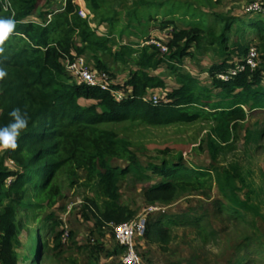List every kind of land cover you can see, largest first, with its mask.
I'll use <instances>...</instances> for the list:
<instances>
[{
    "label": "trees",
    "instance_id": "obj_1",
    "mask_svg": "<svg viewBox=\"0 0 264 264\" xmlns=\"http://www.w3.org/2000/svg\"><path fill=\"white\" fill-rule=\"evenodd\" d=\"M10 1L8 4L0 0V18H11L16 23L13 32L0 45L3 49L0 67L7 71L0 79V125L9 121L8 113L17 107L28 114L29 125L18 139V147L6 151V156L20 171H11L0 161V264H15L16 249L23 247L18 236L21 225L16 219L17 213L38 203L53 206L60 195L53 179L62 169L85 170L87 183L94 184L92 186L103 197L101 205L94 198L87 199L97 225L111 227L133 219L135 211L118 202V182L126 173L143 181L149 180L150 174L137 161L130 141L119 137L106 123L138 120L156 125L209 120L215 124L210 130L208 149L215 158L220 144L226 145L235 139L237 128L248 112H264V23L260 20L249 24L257 35L260 66L254 69L247 66L228 80L217 77L241 62L248 49L236 36L226 50L227 31L231 28V20H228L218 37L223 57L211 63L210 85L203 86L198 78L179 71L172 64L190 55L192 43H199L203 27L206 28L199 23L189 29H177L170 27L171 20H165L158 27L149 28L148 31L172 28L166 51L151 43L138 48L124 45L112 50L108 35H99L88 18L80 14L81 4L77 0H65L57 7L50 4L51 0ZM86 4L92 11L99 9L97 0H86ZM111 18L102 16L103 21ZM237 22L235 33L244 25L241 19ZM86 51L92 53L98 69L106 66L98 57L99 51H106L120 61L125 54L129 57L136 54L133 58L136 68L130 70L123 83L106 82L107 89L89 86L65 68V60L72 62ZM162 62L167 63L177 77L176 86L171 89L162 77L152 73ZM95 67L92 69L98 73ZM155 90L163 93L153 104L147 97L149 91ZM82 100L89 104H81ZM162 153L167 152L162 150ZM113 160L128 163L123 168L113 166ZM149 169L161 180L145 189L147 203H169L183 191L204 188L206 177L213 176L212 168H191L183 163L181 156L151 163ZM237 173L227 168L216 170L214 179L222 195L230 194L234 199L239 188ZM8 177L12 180L6 184ZM30 196L33 200L24 202ZM236 203L241 205V202ZM232 213L237 215L238 212L233 210ZM143 237L152 243L167 244L166 223L147 222ZM118 247L120 253L116 250L112 253L118 255L121 264L119 256L123 247Z\"/></svg>",
    "mask_w": 264,
    "mask_h": 264
},
{
    "label": "rangeland",
    "instance_id": "obj_2",
    "mask_svg": "<svg viewBox=\"0 0 264 264\" xmlns=\"http://www.w3.org/2000/svg\"><path fill=\"white\" fill-rule=\"evenodd\" d=\"M64 1L51 0L50 4L57 7ZM77 1L81 4L80 14L88 18L91 27L99 35H108L112 50L124 45L138 48L152 43L166 51L171 35L166 32L170 28L148 31L165 20H171L170 27L177 29H189L197 23L205 26L207 29L203 27L199 43L190 45V55L172 63L179 71L198 78L203 86L210 85L211 63L223 57L218 37L224 24L231 20L226 44L229 50L236 36L245 46H258L255 30L249 24L252 20L264 23V14L248 10L256 0H97V11L89 9L86 0ZM105 15L112 17L111 20L103 21ZM29 18L40 21L35 16ZM239 19L244 25L235 33ZM135 56L125 54L120 61L106 51H99L98 57L106 65L105 69L95 67L94 57L88 51L78 57L95 67L106 82L123 83L130 70L136 68ZM152 73L162 77L168 89L176 86L177 77L167 63H160ZM161 93V90L149 91L147 98ZM116 96L122 94L116 93ZM80 103L87 105L89 101ZM214 124L203 119L156 125L138 120L106 123L119 137L130 141L137 161L150 174L146 181L131 173L121 176L118 202L135 211V221L144 219L147 225L149 221L160 220L167 226V244L152 243L143 236L136 238L141 264H264V112H248L237 128L235 139L226 145L220 144L215 158L208 149ZM177 156L191 168H212V178L206 177L204 188L183 191L169 203H147L145 189L161 180L152 174L149 164ZM0 161L5 168L20 171L6 156V151H0ZM127 163L126 160L112 161L113 166L123 168ZM224 168L238 172L239 188L234 199L230 194L222 195L214 179L216 170ZM11 180L8 177L6 184ZM53 181L60 191L53 206L48 207L45 202L28 205L16 215L23 247L16 249L15 264H119L118 255L112 253L120 252L111 227L97 225L94 211L88 205V198H94L101 205L103 197L94 184L87 183L86 171L62 169ZM31 200L33 196L24 202ZM233 210L237 215H233Z\"/></svg>",
    "mask_w": 264,
    "mask_h": 264
},
{
    "label": "built area",
    "instance_id": "obj_3",
    "mask_svg": "<svg viewBox=\"0 0 264 264\" xmlns=\"http://www.w3.org/2000/svg\"><path fill=\"white\" fill-rule=\"evenodd\" d=\"M248 10L255 14H264V2H259L258 0L252 2ZM151 42L155 41L151 40ZM259 64L260 58L257 48L255 46H249L241 62L236 63L227 73L218 74L217 77L221 80H228L231 76L236 75L237 72L243 71L247 66L254 69L258 67ZM65 68L69 73L75 75L80 82L89 86H99L102 89L108 88L102 76L94 72L92 67L89 66L85 60H82L81 57L75 58L72 62L65 60ZM150 99L153 104H156L158 96L153 95ZM111 229L115 242L123 247V252L120 255L121 264H141L135 241L137 237L143 236L145 232V220L140 219L139 221H135L132 219L119 224H112Z\"/></svg>",
    "mask_w": 264,
    "mask_h": 264
},
{
    "label": "clouds",
    "instance_id": "obj_4",
    "mask_svg": "<svg viewBox=\"0 0 264 264\" xmlns=\"http://www.w3.org/2000/svg\"><path fill=\"white\" fill-rule=\"evenodd\" d=\"M15 26L16 23L13 19L0 18V45H2L3 42L13 32ZM170 29L167 30L166 33H169ZM160 48L162 49L161 46ZM2 51L3 49L0 48V52ZM6 75L7 71L5 70V68L0 67V79H3ZM8 115L10 117L9 121L6 124L0 125V151L15 150L18 147V139L20 138L22 133L25 132L29 125L28 114L26 112H23L18 107L13 108L8 113Z\"/></svg>",
    "mask_w": 264,
    "mask_h": 264
},
{
    "label": "crops",
    "instance_id": "obj_5",
    "mask_svg": "<svg viewBox=\"0 0 264 264\" xmlns=\"http://www.w3.org/2000/svg\"><path fill=\"white\" fill-rule=\"evenodd\" d=\"M158 31L161 32V30H158ZM150 33H154V32L151 31Z\"/></svg>",
    "mask_w": 264,
    "mask_h": 264
}]
</instances>
